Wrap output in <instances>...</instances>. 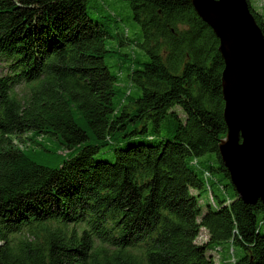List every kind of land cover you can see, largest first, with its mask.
I'll return each mask as SVG.
<instances>
[{
    "label": "trees",
    "instance_id": "16d2710c",
    "mask_svg": "<svg viewBox=\"0 0 264 264\" xmlns=\"http://www.w3.org/2000/svg\"><path fill=\"white\" fill-rule=\"evenodd\" d=\"M88 1L0 0V264H264V204L238 197L219 155L211 28L191 0H122L129 38Z\"/></svg>",
    "mask_w": 264,
    "mask_h": 264
},
{
    "label": "water",
    "instance_id": "95a60500",
    "mask_svg": "<svg viewBox=\"0 0 264 264\" xmlns=\"http://www.w3.org/2000/svg\"><path fill=\"white\" fill-rule=\"evenodd\" d=\"M219 40L226 137L219 155L245 204H264V37L246 0H191Z\"/></svg>",
    "mask_w": 264,
    "mask_h": 264
},
{
    "label": "rangeland",
    "instance_id": "374dc122",
    "mask_svg": "<svg viewBox=\"0 0 264 264\" xmlns=\"http://www.w3.org/2000/svg\"><path fill=\"white\" fill-rule=\"evenodd\" d=\"M251 4L253 5V7H255L258 11L264 13V0H250ZM87 12L88 14L93 17L96 18L97 16L99 17H105L107 15H113L114 17L120 19V24L122 26V29L126 31V36H128L129 38H137L139 31H140V27L139 25L132 20L131 18V11L129 8V5L126 1H122V0H89L87 3ZM108 44H111L113 48H115L117 46V42L114 40H109L107 42ZM118 53L114 54V58L113 59H107L106 63L107 65L110 67L111 71L113 72H117L118 68L120 66V64L122 63V59H123V54L127 53H133L136 49L134 47H129V46H118ZM8 69L7 67L0 62V76L5 75L7 73ZM20 90L24 88L21 87L19 88ZM177 109V108H176ZM183 113H180V115H182ZM172 128V121L169 118H166L165 120H163L162 124H161V131L163 134H169L170 129ZM39 140V139H37ZM50 145H51V149L54 152H57L58 156H64L65 152L63 151V148L57 144L56 140L49 141ZM57 150V151H56ZM110 156V155H109ZM208 157H212V154H208L204 157H202L201 159H205ZM209 198V193L205 192L202 194V202L206 203L208 201ZM201 205H203L201 203ZM205 205V204H204ZM205 238V232H201V238L200 240H198L199 242H202L203 239ZM225 249L227 250L228 247H225ZM225 250V252H226ZM234 250L236 253H238V248L236 246H234ZM223 251L222 255H225V253ZM215 262H218V259L215 257Z\"/></svg>",
    "mask_w": 264,
    "mask_h": 264
}]
</instances>
